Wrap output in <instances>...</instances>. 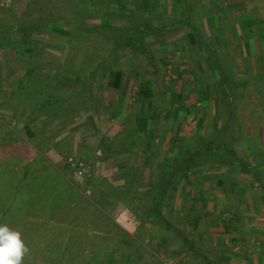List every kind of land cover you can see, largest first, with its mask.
I'll list each match as a JSON object with an SVG mask.
<instances>
[{"label": "rangeland", "instance_id": "rangeland-1", "mask_svg": "<svg viewBox=\"0 0 264 264\" xmlns=\"http://www.w3.org/2000/svg\"><path fill=\"white\" fill-rule=\"evenodd\" d=\"M187 3L188 20L179 0H0L17 40L0 47V224L34 238L21 264H264V63L246 52L255 37L264 46V0ZM33 18L45 26L29 43L17 29ZM100 26L155 28L154 60L130 38L113 49ZM228 115L255 177L215 159L194 167L165 195L173 227L148 221L141 192Z\"/></svg>", "mask_w": 264, "mask_h": 264}, {"label": "trees", "instance_id": "trees-1", "mask_svg": "<svg viewBox=\"0 0 264 264\" xmlns=\"http://www.w3.org/2000/svg\"><path fill=\"white\" fill-rule=\"evenodd\" d=\"M179 3L181 4L183 10V18L187 19L188 17H190L191 13L187 0H179ZM44 26L45 23L43 22V20L33 18L28 20L25 24L18 26L17 31L22 32V40L24 39L25 41L30 43L32 42L34 36L33 34L42 30ZM53 29L55 31L63 32V30L59 26H55L53 27ZM103 29L104 27L100 26L99 28L96 27L95 30L98 31V34L108 37L110 41H113V49H117L118 47H120L123 39L130 38L132 39V41L126 40L124 45H126L127 43L133 44L134 42H136L137 47L139 49V53L145 52V35H149L150 37L156 36L157 33V30L153 27L140 29H123L111 26L107 30L108 34H106V32H103L106 31V29ZM188 34L189 36L186 37L188 40V46L197 48L200 47V40L198 38L196 30L192 26L190 27V31L188 32ZM15 41L17 40L14 39L11 28L9 31L0 28V47L13 44L15 43ZM149 59L154 60V58L151 56V52H149ZM99 66L102 67V62H99ZM112 74L113 77L109 81V84L111 87L117 89L120 87L121 84L120 80L122 73L120 71H115ZM85 81L86 78L83 80V83ZM41 105L42 103L38 105V108L43 107V105ZM62 105L63 104H61V102H58L57 104V106ZM227 128H229V123H225L221 127L222 135H219L218 137H213L212 139L211 137L205 139L203 143L198 144L193 154L187 156H182L180 154L173 157L172 160H170V163L166 164L169 170H165V166L161 168L160 176L157 179V184L152 185L149 192H141L143 196L149 197V201L145 202L146 206L143 207L144 212L149 214L148 221L156 223V220L159 218L161 219V221H163L166 227H173V225H171L169 220H167V218H165L162 213L165 204V195L167 194L171 186L176 187V184L179 182L180 179H188L189 174L195 170L193 169L194 167L197 168L196 171H204L207 166L210 165V163L214 162L215 159L221 164L223 163L238 165L242 171L249 173L255 177V171H253L241 157L237 156V153L234 151L231 145V141L226 136ZM202 164L205 165L201 166ZM139 220L141 223L145 221L141 217L139 218ZM186 241L189 243V247L191 246L192 249L191 242H189L187 238ZM200 260L203 261L205 264H214L209 262V260L206 258H202Z\"/></svg>", "mask_w": 264, "mask_h": 264}, {"label": "clouds", "instance_id": "clouds-1", "mask_svg": "<svg viewBox=\"0 0 264 264\" xmlns=\"http://www.w3.org/2000/svg\"><path fill=\"white\" fill-rule=\"evenodd\" d=\"M28 251L20 233L0 224V264H21V258Z\"/></svg>", "mask_w": 264, "mask_h": 264}, {"label": "crops", "instance_id": "crops-1", "mask_svg": "<svg viewBox=\"0 0 264 264\" xmlns=\"http://www.w3.org/2000/svg\"><path fill=\"white\" fill-rule=\"evenodd\" d=\"M252 44H253V46L252 47H250V48H247V53H248V55H250L252 58H254V59H256V57H258L260 60H262V62L264 63V46L263 45H261L262 44V40L260 41L259 40V38H256L255 37V41L254 42H252ZM263 46V47H262ZM248 49H250L249 51H248ZM261 49H262V52H261ZM253 50L255 51L254 53H252V54H250V52H253ZM144 53H147V57L149 56V52H148V50L146 49L145 50V52ZM246 55V54H245ZM199 105V104H198ZM196 103H194V104H192V106H194L196 109H198V108H200V109H204L202 106H198ZM49 108L51 109V104H49V106H47L45 109H47V110H49ZM48 115H49V117H53V116H56L57 115V113H49V111H48V113H47ZM229 115H230V117H232L231 115V113H229ZM229 115H228V117H226L225 118V123H229ZM151 121V120H150ZM224 123V124H225ZM149 126H150V124H149ZM151 126H152V124H151ZM231 126H230V124H229V128H230ZM229 128H227V129H229ZM131 150V149H130ZM129 150V151H130ZM183 152H185V150H181V151H178V153H177V155H182V153ZM26 177V176H25ZM24 177V178H25ZM8 211H6L5 213H7ZM4 213V215H6ZM16 213H19V211L18 212H16ZM34 214V215H33ZM32 214V217L30 216V219H31V221H30V223H29V225H30V227H31V229H32V231H30V234H32V235H35V236H37L38 234H40V231H41V226H42V219H41V217L37 214L36 215V213H33ZM18 216H20V214H18ZM7 222L6 221H3L2 222V224H6ZM11 223V222H10ZM21 228H22V226H21ZM233 239V238H232ZM34 240V238L33 239H28L26 242H24L25 244V247H27V249H28V251H32V250H34L33 248H32V245H31V241L32 242H35V240ZM28 242V243H27ZM257 247H259V243H257ZM259 248H261V247H259ZM259 248H257V249H259ZM234 250H235V248H234Z\"/></svg>", "mask_w": 264, "mask_h": 264}, {"label": "built area", "instance_id": "built-area-1", "mask_svg": "<svg viewBox=\"0 0 264 264\" xmlns=\"http://www.w3.org/2000/svg\"><path fill=\"white\" fill-rule=\"evenodd\" d=\"M82 166V164H80Z\"/></svg>", "mask_w": 264, "mask_h": 264}]
</instances>
